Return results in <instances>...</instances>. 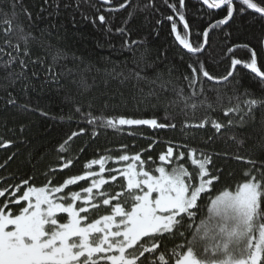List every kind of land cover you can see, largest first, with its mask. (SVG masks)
Returning <instances> with one entry per match:
<instances>
[{"label":"trees","instance_id":"obj_1","mask_svg":"<svg viewBox=\"0 0 264 264\" xmlns=\"http://www.w3.org/2000/svg\"><path fill=\"white\" fill-rule=\"evenodd\" d=\"M10 2L0 0V7L7 10ZM122 3L124 0H111L107 5L97 0H48L47 4L44 0H22L17 7L16 23L37 37L31 48L32 58L40 56L44 63L30 64L25 78L8 85L6 90L2 79L5 72L0 69V139L12 141L9 146L0 147V188L20 184L25 179L35 187L49 180L50 187L59 185L71 176L84 174L89 170L85 164L101 155L110 157L105 162L106 170L122 168L131 162H117L122 145L128 146L130 156L140 153L144 160L152 157L155 164L147 163L146 169L160 163L158 156L166 151L168 141L197 149V156L203 151L212 156L211 170H221L220 181L215 185L217 190L234 188L244 179L249 165L233 159L234 155L264 159V155L253 148L264 142V132L259 130L260 111L255 123L243 126L235 123L229 126L228 119L238 120L239 117L231 113L227 117L224 115V110L236 103L235 96L245 98L242 95L245 90L256 97L262 95V85L249 70L238 66L228 81L217 84L200 76L195 90L199 93L203 87V95L188 101L196 103L195 109L185 107L178 96L180 89L184 96L191 95L189 80L185 79L191 78L190 64L198 67L199 62H203L211 75L222 77L230 70L233 56L248 59L250 54L242 47H235L234 53H229L228 49L234 46L247 44L255 49L258 66L264 70V19L252 12H236L227 24L211 30L205 49L193 55L177 45L171 22L166 19L173 15L169 5L175 4L178 9L179 0H131L124 9L108 10L119 8ZM22 8L31 13V19L23 14ZM181 11L190 25L192 41H200L197 33L203 32L213 14L215 17L224 14L223 10L209 12L195 5ZM130 12H133L131 17ZM99 15L105 16L104 23L99 22ZM5 38L0 32V45ZM132 41L137 43L131 44ZM58 50L60 58L54 63L58 75L53 80L46 69L53 63L52 58ZM14 67L19 69L18 64ZM33 71L37 73L35 76ZM134 72H140L146 79L137 80ZM150 92L154 94L149 95ZM218 92L220 100H217ZM9 93L14 104L8 103ZM205 96L211 108L201 103ZM77 108L81 111L77 112ZM88 112L105 117L155 118L160 123L173 122L176 127L152 129L146 125H117L115 129L93 128L81 115ZM205 117L225 127L220 133L210 124L204 128L183 127L186 120L199 123ZM73 132L78 135L65 145L66 151H59V146ZM240 140L244 141L242 145L238 143ZM149 144L152 149L146 151ZM181 150L186 152V149ZM69 159L72 163L64 168ZM180 162L195 173L187 156ZM91 170L99 172V166L93 165ZM107 175L106 171V178ZM119 182H123L122 178ZM88 183L78 181L64 192L80 191ZM3 201L4 198H0V205ZM103 212L102 209L101 214ZM181 242L177 238L165 243L171 248Z\"/></svg>","mask_w":264,"mask_h":264},{"label":"snow or ice","instance_id":"obj_2","mask_svg":"<svg viewBox=\"0 0 264 264\" xmlns=\"http://www.w3.org/2000/svg\"><path fill=\"white\" fill-rule=\"evenodd\" d=\"M44 2L47 4L48 0ZM101 2L110 4L111 0ZM130 2L124 0L119 8L108 10L119 11L128 7ZM21 3L22 0H11L7 10L0 7V32L6 37L0 45V69L5 72L2 78L5 90L8 85H15L25 78L30 64L44 63L40 56L32 58L31 48L37 37L31 31H25L22 24L16 23L19 17L16 9ZM200 3L208 10L222 9L226 14L222 19L209 22L203 32H198L197 36L201 39L196 44L191 40L190 25L181 11L185 8V0H179V9L175 4L169 5L178 19L172 15L166 17L171 22L175 40L193 55L205 49L211 30L227 24L233 18L237 3L241 6V14L251 10L264 19V2L200 0ZM22 11L31 19V13L26 8H22ZM132 15L133 12H130L129 17ZM98 20L104 23L105 16L99 15ZM178 24H182V31H178ZM118 31L123 32L124 29ZM235 47L247 49L250 54L248 59L233 56L230 70L222 77L211 75L203 62H199L198 67L190 64L192 75L190 79H185L189 80L191 95L184 96L183 89H180L178 96L185 107L195 109L196 103L189 104L188 101L203 95V87L199 93L195 90L200 76L220 83L228 81L237 67L242 66L258 78L262 95L256 97L245 90L242 94L245 98L235 96L236 103L226 108L224 115L227 117L231 113L239 117L238 120L228 119L229 126L234 123L243 126L249 122L255 123L260 111L259 130L264 132V70L258 66L255 49L244 44L229 48L228 52L234 53ZM5 56L7 59H4ZM59 58L58 50L52 58L53 63L46 69L53 80L58 75L54 71V63ZM17 64L18 70L14 67ZM36 74L32 72L33 76ZM133 75L137 80L146 79L140 72ZM220 99L218 92L217 100ZM206 102L205 96L201 103L211 108L212 105ZM8 103H15L11 93ZM76 111L81 110L77 108ZM81 115L93 128L115 129L117 125H146L152 129L176 127L173 122L160 123L155 118L105 117L103 114L95 116L92 112ZM207 124L216 133L225 127L208 117L199 123L186 120L183 127L204 128ZM80 131L82 133L84 130ZM77 135L73 132L59 146V151H66L65 145ZM232 138L235 139L234 136ZM11 143L10 140L0 139V147H7ZM238 143L242 145L244 141ZM167 144L166 151L158 156L160 163L154 168H145L149 162L155 164L152 157L144 160L140 153L130 156L127 154L128 146L122 145V154L116 158L117 162L131 161L122 168L106 170L105 162L110 157L101 155L85 164L89 170L84 174L71 176L59 185L50 187L52 182L49 180L45 185L35 187L25 179L20 184L0 188V198H4L0 205V264H264V159L234 155L233 159L249 165L244 171V179L234 188L217 190L215 185L220 181L221 170H211V155L200 151L197 156L195 148L171 141ZM253 148L264 155V142ZM151 149L152 144H149L146 151ZM181 149H186V152ZM186 156L196 169L195 173L180 162ZM71 163L69 159L63 167L67 168ZM93 165L99 166V172L91 170ZM121 178L123 182H119ZM78 181L90 183L80 191L69 189L64 192L65 188L77 185ZM22 201L26 203L22 204ZM205 209L206 214L201 215ZM58 213L66 216H59ZM177 238L182 242L171 248L165 243Z\"/></svg>","mask_w":264,"mask_h":264},{"label":"flooded vegetation","instance_id":"obj_3","mask_svg":"<svg viewBox=\"0 0 264 264\" xmlns=\"http://www.w3.org/2000/svg\"><path fill=\"white\" fill-rule=\"evenodd\" d=\"M118 1V0H117ZM99 2V1H98ZM256 2L257 3H262V2H264V0H256ZM100 3V2H99ZM103 4V3H102ZM105 5H107V4H105ZM196 6L197 8H199L200 7V9H201V7L203 8H205L207 11H212V12H218V10H208L205 6H203L201 3H200V0H185V8L184 9H182V10H185L186 8H187V6ZM240 5L237 3L236 4V12H238L239 14H240ZM178 9H179V3H178ZM222 10V9H221ZM224 11V10H223ZM235 12V13H236ZM247 12H252L253 14H255L253 11H251V10H249V11H247ZM247 12H245V13H247ZM172 13H173V17H174V19H178V17H176V14L172 11ZM235 13H234V15H235ZM226 14V12L224 11V14L222 15V16H218V17H215L214 16V14L211 16V21H209V22H214L215 20H219V19H222L223 18V16ZM257 15V14H256ZM259 16V15H258ZM210 19V18H209ZM208 19V20H209ZM208 22V23H209ZM208 23L205 25V27H207V25H208ZM221 26H224V25H221ZM182 29H183V26H182V24H178V31H182ZM211 32V31H210ZM173 34V33H172ZM173 37H174V34H173ZM174 40H175V38H174ZM176 41V40H175ZM194 44H196V43H198L199 41H192ZM176 43H177V41H176ZM263 47H264V32H263ZM177 45L184 51V52H186V53H188L186 50H184L178 43H177ZM239 46V45H238ZM188 54H191V53H188ZM200 54V53H199ZM197 55V54H196Z\"/></svg>","mask_w":264,"mask_h":264},{"label":"water","instance_id":"obj_4","mask_svg":"<svg viewBox=\"0 0 264 264\" xmlns=\"http://www.w3.org/2000/svg\"><path fill=\"white\" fill-rule=\"evenodd\" d=\"M97 1H99L100 3H102L101 2V0H97ZM104 4V3H103ZM174 38H175V35H174ZM178 43V42H177ZM179 44V43H178ZM181 46V45H180ZM182 47V46H181ZM183 48V47H182ZM184 49V48H183ZM184 50H186V49H184ZM187 51V50H186ZM212 83H215V82H213V81H211ZM224 82V81H223ZM220 83H222V82H220ZM217 84V83H216Z\"/></svg>","mask_w":264,"mask_h":264},{"label":"rangeland","instance_id":"obj_5","mask_svg":"<svg viewBox=\"0 0 264 264\" xmlns=\"http://www.w3.org/2000/svg\"><path fill=\"white\" fill-rule=\"evenodd\" d=\"M158 175V173H156Z\"/></svg>","mask_w":264,"mask_h":264}]
</instances>
